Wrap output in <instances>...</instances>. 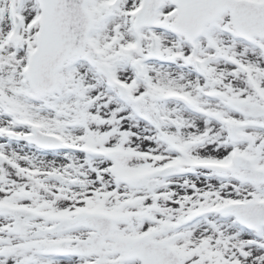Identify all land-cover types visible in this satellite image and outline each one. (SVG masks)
<instances>
[{"label":"snow or ice","instance_id":"obj_1","mask_svg":"<svg viewBox=\"0 0 264 264\" xmlns=\"http://www.w3.org/2000/svg\"><path fill=\"white\" fill-rule=\"evenodd\" d=\"M0 264H264V0H0Z\"/></svg>","mask_w":264,"mask_h":264}]
</instances>
